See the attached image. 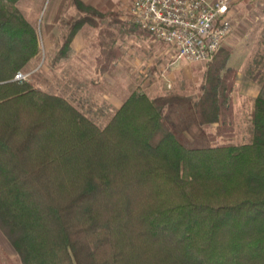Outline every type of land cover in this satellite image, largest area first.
Wrapping results in <instances>:
<instances>
[{
  "label": "trees",
  "instance_id": "trees-1",
  "mask_svg": "<svg viewBox=\"0 0 264 264\" xmlns=\"http://www.w3.org/2000/svg\"><path fill=\"white\" fill-rule=\"evenodd\" d=\"M18 1L0 0V230L18 264H264V70H249L262 90L248 143H233L238 71L224 48L190 105L134 92L97 122L15 79L42 49ZM99 19L88 11L65 52ZM182 121L209 145L186 144Z\"/></svg>",
  "mask_w": 264,
  "mask_h": 264
},
{
  "label": "rangeland",
  "instance_id": "rangeland-1",
  "mask_svg": "<svg viewBox=\"0 0 264 264\" xmlns=\"http://www.w3.org/2000/svg\"><path fill=\"white\" fill-rule=\"evenodd\" d=\"M49 3L50 0H19L17 7L29 23L32 18L36 22L40 18L41 24ZM131 4L132 0H104L103 5L107 8H115V11H110L105 15L100 14L97 10H88L91 15L98 12L101 19L106 18L111 24L110 19L118 17L119 22L123 23H120L119 26L125 27V31L119 30L118 32L116 30L120 37L119 45L121 46L119 62L113 65V70L104 79L94 78L92 80L96 83L95 87L91 84L89 87L92 98L89 101L84 98V101L91 104L93 101L94 103L96 101L101 103L102 98L104 99L106 95L107 98H113V101L118 99L115 103H119L129 93L140 91L146 92L150 97L160 101L181 100V104L187 105L188 103L190 105L187 100L200 96V87L209 63H188L179 60L175 50L158 41L155 42L143 35L137 28L133 29L131 25L135 22L132 19ZM230 18L232 23L231 36L221 47V49L227 50L226 54H230V65H233L235 69L239 68L248 57L250 66L254 70L256 65L264 70V0H232ZM107 27L105 25L103 28ZM128 31L129 33L126 35ZM126 36H132L133 41H129L131 38L128 39ZM48 47V43L42 39V55L34 65L29 64L23 73L29 76L27 79L34 85L41 86L49 92H56L57 87L52 84L55 77L52 79L53 73L47 70L48 68L51 69L49 66L56 67L54 64H48L50 55L48 54ZM258 66L257 71L255 70L256 73L260 70ZM61 72L58 71L59 75ZM85 73L83 72L82 75ZM90 75L91 73H89ZM88 81L90 83V80ZM49 86H52L51 90L47 88ZM238 106L239 112L234 115L235 135L233 143L239 145L250 142L252 134L250 123L247 122L251 107L247 108L242 100L238 101ZM174 123L177 124L176 126L181 132L180 135L186 144L193 146L209 145L207 139L204 138L203 131L197 130L194 122ZM8 260L11 264L18 262L17 260ZM0 263L5 264L2 260Z\"/></svg>",
  "mask_w": 264,
  "mask_h": 264
},
{
  "label": "crops",
  "instance_id": "crops-1",
  "mask_svg": "<svg viewBox=\"0 0 264 264\" xmlns=\"http://www.w3.org/2000/svg\"><path fill=\"white\" fill-rule=\"evenodd\" d=\"M103 2L104 0H50L49 6L42 19V23L40 24V18L37 19V22L32 18L30 22V24L34 28L36 27L37 31H39L41 42L42 39H44L49 45L48 54L50 55L48 64L50 65L51 63L56 65V67L49 66L51 69H47L50 73H53L52 79L55 77L52 84L57 87V90L53 93L63 95L76 105L84 108L85 111L93 113V117L97 122H106L108 117L119 110L134 93H129V95L124 99H121V102L119 103H115L118 99L113 101V98H107L106 95H103L104 99L102 98L101 103H98L97 101L94 103L93 101L91 104L84 101V98L87 99V101L92 98V92L89 87L90 84L94 87L96 86V83L92 80L94 78L104 79L107 74L113 70V65L119 62L121 46L119 45L120 37L118 36V32L119 30L125 31V27L119 26L120 23H123L119 22L118 17L110 19L112 24L111 22L109 23L106 18L99 19L96 21L95 27H93V25L91 26V24H94L93 22L86 20V23L79 25L75 35L71 39L70 47L67 52H65V43L73 30L77 27L80 20L87 17V10H97L100 14L105 15L110 11H115V8H107L103 5ZM105 25L108 27L103 28ZM132 28L134 29L135 27L132 26ZM116 30H118V32ZM127 33H129V31L126 32V35ZM126 37H128V39L131 38L129 41H133L132 36ZM149 38L157 42L154 38ZM39 58L40 56L35 58L29 64L31 66L34 65L36 60L38 62ZM247 58L248 57L243 61V65L236 68L238 75L235 89L233 91V104L235 115L239 112V100H242V102L244 101L247 108L251 107V109L249 108L250 111L247 117V122H250L255 100L261 94L262 88L259 83L250 76L249 70L251 69V66ZM257 66L258 65H256L255 70L257 69ZM230 67L235 68L233 65H230ZM259 69L260 70L257 74L263 71V68L259 67ZM58 71H62L60 75ZM83 72L86 73L82 75ZM89 73H91L90 76ZM37 79L39 80V78ZM88 80H90V83ZM37 87L45 90L41 86ZM51 87L52 86H49L47 88L51 90ZM146 94L148 95V93ZM150 98L152 100H158L152 97ZM8 259L14 261L17 260V263H20L16 251L0 230V262L2 260L5 264H11Z\"/></svg>",
  "mask_w": 264,
  "mask_h": 264
},
{
  "label": "built area",
  "instance_id": "built-area-1",
  "mask_svg": "<svg viewBox=\"0 0 264 264\" xmlns=\"http://www.w3.org/2000/svg\"><path fill=\"white\" fill-rule=\"evenodd\" d=\"M232 0H132L133 21L188 63H209L231 36ZM29 76L19 73L16 80Z\"/></svg>",
  "mask_w": 264,
  "mask_h": 264
}]
</instances>
